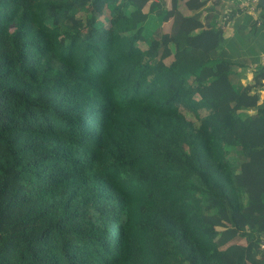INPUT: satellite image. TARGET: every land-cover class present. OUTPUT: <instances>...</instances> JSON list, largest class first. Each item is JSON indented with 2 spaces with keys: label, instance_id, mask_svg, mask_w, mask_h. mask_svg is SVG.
Wrapping results in <instances>:
<instances>
[{
  "label": "trees",
  "instance_id": "obj_1",
  "mask_svg": "<svg viewBox=\"0 0 264 264\" xmlns=\"http://www.w3.org/2000/svg\"><path fill=\"white\" fill-rule=\"evenodd\" d=\"M221 5L0 0V264H264V52Z\"/></svg>",
  "mask_w": 264,
  "mask_h": 264
},
{
  "label": "built area",
  "instance_id": "obj_2",
  "mask_svg": "<svg viewBox=\"0 0 264 264\" xmlns=\"http://www.w3.org/2000/svg\"><path fill=\"white\" fill-rule=\"evenodd\" d=\"M221 2H223V5L229 2L228 9L221 14V18L218 21L219 26L223 31H226L231 27L233 23L232 16L237 17L242 14H247L251 17L254 26L264 33V17L262 16L264 5L260 3V0H221ZM262 96H264V86L259 93L260 99ZM263 100L264 98L259 101L261 102ZM259 246L264 252V239L260 242Z\"/></svg>",
  "mask_w": 264,
  "mask_h": 264
},
{
  "label": "rangeland",
  "instance_id": "obj_3",
  "mask_svg": "<svg viewBox=\"0 0 264 264\" xmlns=\"http://www.w3.org/2000/svg\"><path fill=\"white\" fill-rule=\"evenodd\" d=\"M180 8L182 9L183 7H180ZM213 15L214 14H212V16ZM231 27H232V25H231ZM238 28H239V25L235 26L234 29H233V30H236L237 31L234 34V37L240 36L241 41H242L241 42L242 45H246L247 43H250V40L253 39V40L259 42V47L264 52V33L263 32H261L259 30V31H257V33L253 34L252 32H245L244 30H240ZM233 33H231L230 36H232ZM241 44H239V45H241ZM263 54H261L259 56V59H263L264 60V55ZM254 66H255V63L252 62L249 67H246V68H244V69H242V70L239 71V76L243 80H249L248 78L252 76V70H253ZM263 98H264V96H262V98L260 100H262Z\"/></svg>",
  "mask_w": 264,
  "mask_h": 264
},
{
  "label": "crops",
  "instance_id": "obj_4",
  "mask_svg": "<svg viewBox=\"0 0 264 264\" xmlns=\"http://www.w3.org/2000/svg\"><path fill=\"white\" fill-rule=\"evenodd\" d=\"M228 4H229V2L225 3L223 6L221 5V6H220L221 9H223V11L227 10V9H228ZM180 7H181V6H180ZM180 9H181V8H180ZM181 10H182V11H185L184 8H182ZM248 79H250V77H249Z\"/></svg>",
  "mask_w": 264,
  "mask_h": 264
},
{
  "label": "water",
  "instance_id": "obj_5",
  "mask_svg": "<svg viewBox=\"0 0 264 264\" xmlns=\"http://www.w3.org/2000/svg\"><path fill=\"white\" fill-rule=\"evenodd\" d=\"M260 3H261L262 5H264V0H260Z\"/></svg>",
  "mask_w": 264,
  "mask_h": 264
}]
</instances>
